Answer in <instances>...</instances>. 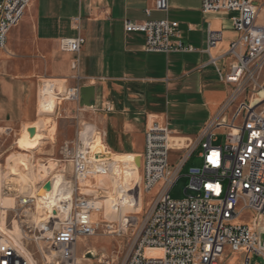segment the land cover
<instances>
[{"label":"built area","instance_id":"obj_1","mask_svg":"<svg viewBox=\"0 0 264 264\" xmlns=\"http://www.w3.org/2000/svg\"><path fill=\"white\" fill-rule=\"evenodd\" d=\"M32 2L0 0V48H5L9 31L20 22ZM153 9L168 11L169 0H155ZM201 9L206 14L219 11L237 13L233 27L239 32V38L231 42L228 50L235 61L224 76L237 89L221 114L204 126L196 142L188 139L185 145H181L168 125L158 122L147 125L141 154V181L129 192L138 197L141 191L149 192L160 182L162 188L124 264H222L230 255L232 258L242 256L240 264H251L252 255L264 256L262 235L256 234L245 223H234L246 211H253L256 216L264 214V107L259 106L262 101L257 104L247 100L236 103L246 85L257 84L264 68V26L257 23L259 7L253 0H202ZM146 11L150 13L151 9ZM178 27L179 22L169 18L125 22L126 32L146 35L145 51L193 50L179 40H172L177 36ZM220 39L221 32L210 31L208 49L216 46ZM84 42L81 36L63 38L61 49L78 53ZM218 71L223 76L221 70ZM60 96L80 101V87L58 92L56 98ZM233 105L232 114L227 119L224 113ZM86 125L75 140L66 142L63 147L76 179L74 187L70 184L71 195L63 199L58 208L55 207L43 226L35 225L39 233L52 228L51 236L35 238L37 241L46 240L40 247L41 264H77L79 241L96 234L92 218L95 208L89 198L81 195L79 180L106 172L107 163L96 150L97 135L104 142L95 128L87 142L82 140L81 132ZM0 129L2 134L7 132L1 126ZM220 132H224L225 142L214 145V136ZM199 146L202 167L191 168L187 175L190 183L185 188V197L171 198L170 191L180 177L181 168ZM180 150L185 153L172 167L171 154ZM46 181L52 184V178H49L40 186L43 187ZM19 203L36 205L37 195L20 197ZM25 247L27 254L0 226V264H40ZM87 252L93 254L91 250Z\"/></svg>","mask_w":264,"mask_h":264},{"label":"crops","instance_id":"obj_2","mask_svg":"<svg viewBox=\"0 0 264 264\" xmlns=\"http://www.w3.org/2000/svg\"><path fill=\"white\" fill-rule=\"evenodd\" d=\"M253 1L259 7L257 23L264 26V0ZM154 2L33 0L9 31L5 48H0V126L5 133L39 121L41 83L62 79L67 89L94 86L96 98L92 107L57 99L52 117L56 131L48 137L52 151L56 141L71 138L77 126L79 134L85 124L96 127L107 148L117 153L141 155L151 122L168 125L174 137L198 140L234 92L235 85L224 76L235 61L228 50L239 38L233 27L237 13L206 14L202 0H169L168 11H158ZM164 18L179 22L172 40L193 50L145 51L146 35L125 30L127 20ZM210 31L221 32V39L208 49ZM78 36L85 39L80 52L61 49L63 38ZM232 110L225 111L227 119ZM180 111L194 124V133L171 127Z\"/></svg>","mask_w":264,"mask_h":264},{"label":"rangeland","instance_id":"obj_3","mask_svg":"<svg viewBox=\"0 0 264 264\" xmlns=\"http://www.w3.org/2000/svg\"><path fill=\"white\" fill-rule=\"evenodd\" d=\"M236 89L237 87L234 86V91ZM61 90L62 92H65L67 90L66 86L59 84L57 86V91ZM263 94L264 68L259 75L257 84L255 86H253V83L246 85L245 90L236 99V103L247 100L252 101L253 104H257L262 101L259 106L264 107ZM230 99L231 98H229V100L222 106L221 111L228 105ZM39 105L40 115L42 117L39 121L42 122L41 125L43 126H40L41 129L38 131V133H40V138L35 141V143H37V147L35 149H32L31 151L25 149L23 138L29 134L25 128L21 131H11L8 134H2V130L0 129V215L3 213L5 214L4 222L7 229L12 230L15 227H19L21 229L23 237L21 238L24 245L28 247V249L34 254L37 261L41 264L43 262L40 247L45 245L46 240L37 241L35 238L40 235H43L46 238L48 236L46 235V231L39 233L38 229H35V225H37L35 223L36 205H20V197H27L29 196L28 194H31L33 191L30 190V193H26V189L24 188L25 178L11 174V164L8 163L7 158L12 154H16L18 151L29 153L32 163L37 164V166L34 167L33 177L29 180L30 184L33 186L32 190L38 188L44 180L53 178L54 176L56 177L58 174L64 175L66 180L70 181V184L74 187L76 179L73 173V166L70 158H68L69 156L63 152V147L66 142L73 141L77 138L78 126L75 128L71 138L65 142H61V144L56 141V148L52 151L51 143L49 142L48 137H53L56 131L57 125L54 118H52L56 114V107L54 109L42 107L40 94ZM230 108L233 109L234 105L229 106L227 110ZM176 117L177 120L172 121L171 127L176 126L178 129H181L183 133H194V127L191 126L193 123H189V120H187L188 118H186L183 111H180ZM84 130L85 129H83L82 132ZM214 139V145L223 144L225 142L224 132L216 134ZM176 140L181 141L182 144L185 143V140L187 139L176 137ZM193 141L196 142V140ZM200 152L201 147L199 146L181 168L180 177L170 191L171 198L182 199L185 197V188L190 183V178L187 175L189 174L191 168H200L203 165V159L199 156ZM184 153L185 150L172 152L170 157L172 167H175L179 163V158ZM41 164L51 165L53 171H41V168H39V165ZM108 176L109 175H95V177L85 180L80 179L79 186L80 192H82L81 195L89 198L91 201H96L95 195L89 194L87 192V188L100 190L104 189L108 183ZM88 180L91 182L88 183ZM161 188V186H155L149 192H142L144 197L142 207L128 212L127 215L122 218L118 217L113 212L106 211L104 209H94L92 218L96 224V234L79 241V261L77 264H124L128 256L133 251L137 237L141 232L145 220L150 213L157 198V194ZM240 218L241 221L237 223L248 224L249 222H256L257 229L255 230V233L262 235L264 238V231H262V227L264 226V214L262 216H256L255 212L246 211ZM87 250H91L94 255L88 253ZM242 258V256L241 258H232L230 255L225 258L222 264H240ZM251 264H264V256L259 254L252 255Z\"/></svg>","mask_w":264,"mask_h":264},{"label":"bare ground","instance_id":"obj_4","mask_svg":"<svg viewBox=\"0 0 264 264\" xmlns=\"http://www.w3.org/2000/svg\"><path fill=\"white\" fill-rule=\"evenodd\" d=\"M59 84H64V80L45 79L42 82L40 91L42 107H46L48 109H54L56 107L58 104L56 101L57 86ZM41 124L42 122L37 121L24 127L26 130H28V128L36 129L34 135L28 134L23 138L25 149L31 151L37 147V143H35V141L40 138V133H38V131L41 129L40 126H43ZM93 134L94 126L87 124L85 130L81 132V138L84 142H87ZM96 140V150L101 153L100 156H102V159L107 163V171L96 173V175L109 176L107 186L104 189H101L102 191L100 189L87 188V192L95 195L96 199V201L90 200L91 205L97 210L104 209L106 211L113 212L118 217L122 218L126 216L128 212L140 209L143 204L144 197L142 191L139 193L138 197L131 195L129 192L137 188L141 181V163H135L137 156H140L141 159V155L113 152L100 141L99 135H97ZM7 161L11 164V174L25 178L24 188L26 189V193H30L31 190L33 192L28 194L29 196L37 195L35 223L37 226H43L54 212L53 210H56L55 207L58 208L61 201L71 195L72 189L70 183L66 180L64 175L58 174L56 177L54 176L52 178V188L50 190H44L42 189V186L32 190L33 186L30 184L29 180L32 179L34 167H36L37 164L32 163L29 153L18 151L16 154L10 155L7 158ZM39 168H41V171H53L51 165L49 166L48 164H41L39 165ZM90 182L91 181L88 180V183ZM4 218L5 214L3 213L0 215V226L3 232L11 238L20 250L27 254L26 247L22 240L23 237L21 229L19 227H15L12 230L7 229ZM239 221H241L240 217L236 218L234 223ZM247 225L254 232L257 229L256 222H249ZM262 231H264V226L262 227ZM51 234L52 230L48 227L46 235L51 236ZM147 252H151V250H148ZM78 261L79 259H77V262Z\"/></svg>","mask_w":264,"mask_h":264},{"label":"water","instance_id":"obj_5","mask_svg":"<svg viewBox=\"0 0 264 264\" xmlns=\"http://www.w3.org/2000/svg\"><path fill=\"white\" fill-rule=\"evenodd\" d=\"M95 98H96V88L94 86H83L80 89V105L82 107H92L94 105ZM27 132H29L30 135H34L36 129L28 128ZM136 163L137 164L141 163L140 156H137ZM51 188H52V184L50 181H46L42 187V189L44 190H50Z\"/></svg>","mask_w":264,"mask_h":264}]
</instances>
